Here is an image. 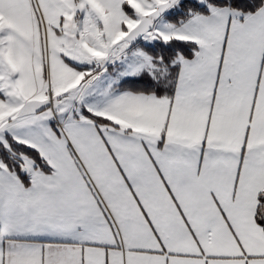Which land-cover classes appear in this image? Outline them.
Segmentation results:
<instances>
[{
  "label": "snow or ice",
  "instance_id": "snow-or-ice-1",
  "mask_svg": "<svg viewBox=\"0 0 264 264\" xmlns=\"http://www.w3.org/2000/svg\"><path fill=\"white\" fill-rule=\"evenodd\" d=\"M0 264H264V0H0Z\"/></svg>",
  "mask_w": 264,
  "mask_h": 264
}]
</instances>
